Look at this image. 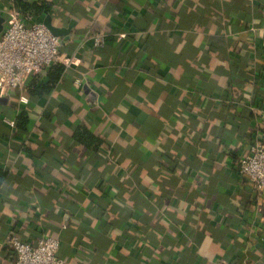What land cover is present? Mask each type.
I'll list each match as a JSON object with an SVG mask.
<instances>
[{
    "label": "crops",
    "instance_id": "0c3cea01",
    "mask_svg": "<svg viewBox=\"0 0 264 264\" xmlns=\"http://www.w3.org/2000/svg\"><path fill=\"white\" fill-rule=\"evenodd\" d=\"M25 1L50 10L0 0V38L14 12L75 24L45 99L0 100V264L11 234L59 238L66 264H264V199L236 169L264 141V0Z\"/></svg>",
    "mask_w": 264,
    "mask_h": 264
},
{
    "label": "built area",
    "instance_id": "2783aa9c",
    "mask_svg": "<svg viewBox=\"0 0 264 264\" xmlns=\"http://www.w3.org/2000/svg\"><path fill=\"white\" fill-rule=\"evenodd\" d=\"M105 42L103 34L94 37L96 47H103ZM61 48L62 38L43 20L12 13L0 38V96L13 89H22L31 76L44 74L56 63H67ZM22 100L28 101L25 97ZM236 169L248 177L257 195L264 199V141L254 143L242 153ZM7 243L15 252L14 264H66L60 254L59 238L28 241L11 234ZM221 264L247 263L223 260Z\"/></svg>",
    "mask_w": 264,
    "mask_h": 264
},
{
    "label": "trees",
    "instance_id": "16d2710c",
    "mask_svg": "<svg viewBox=\"0 0 264 264\" xmlns=\"http://www.w3.org/2000/svg\"><path fill=\"white\" fill-rule=\"evenodd\" d=\"M17 6L20 10H22L24 13H36V14H43L48 13L50 10L49 5L45 4L44 2H34V3H28L25 0H16ZM217 3V1H215ZM114 40V37L111 36H105V45L110 43ZM104 45V46H105ZM103 46V47H104ZM101 48V47H96ZM123 47L120 48V51L123 50ZM62 50V48H61ZM67 69V66L63 63H56L52 65L46 72L48 76V80L45 81L42 79L39 75H33L31 76L26 84L24 85V91H26L29 95L33 96L35 99L38 100H44L46 95H48L53 88L57 86L59 81L61 80L63 74L65 73V70ZM19 127L20 129L24 130L26 129L27 124L30 122L29 116L26 113H22L19 117ZM75 138L81 142H83L86 146H93L96 149L100 147V144L103 143V140L101 138H98L95 134L92 133L87 127L83 126H77L75 129ZM61 256L65 259L64 255L62 254L60 250ZM66 261V259H65Z\"/></svg>",
    "mask_w": 264,
    "mask_h": 264
},
{
    "label": "water",
    "instance_id": "95a60500",
    "mask_svg": "<svg viewBox=\"0 0 264 264\" xmlns=\"http://www.w3.org/2000/svg\"><path fill=\"white\" fill-rule=\"evenodd\" d=\"M44 23L51 29L54 34L62 38V43H65L71 38L72 30L75 24L72 22L68 27H59L53 23V19L50 15L45 18ZM2 99L3 97L0 96V100Z\"/></svg>",
    "mask_w": 264,
    "mask_h": 264
}]
</instances>
